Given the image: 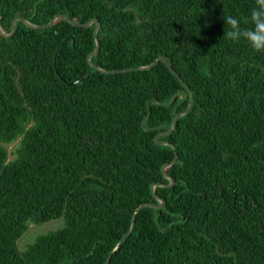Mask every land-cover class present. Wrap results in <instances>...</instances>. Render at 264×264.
Masks as SVG:
<instances>
[{
  "label": "trees",
  "instance_id": "trees-1",
  "mask_svg": "<svg viewBox=\"0 0 264 264\" xmlns=\"http://www.w3.org/2000/svg\"><path fill=\"white\" fill-rule=\"evenodd\" d=\"M254 7L0 0V264H104L132 222L108 264H264V52L223 37Z\"/></svg>",
  "mask_w": 264,
  "mask_h": 264
},
{
  "label": "clouds",
  "instance_id": "clouds-1",
  "mask_svg": "<svg viewBox=\"0 0 264 264\" xmlns=\"http://www.w3.org/2000/svg\"><path fill=\"white\" fill-rule=\"evenodd\" d=\"M255 4L256 7L251 10L248 17L237 18L228 15L223 18L224 23L229 26L223 37L233 42L244 40L255 51L264 52V0H255Z\"/></svg>",
  "mask_w": 264,
  "mask_h": 264
},
{
  "label": "water",
  "instance_id": "water-1",
  "mask_svg": "<svg viewBox=\"0 0 264 264\" xmlns=\"http://www.w3.org/2000/svg\"><path fill=\"white\" fill-rule=\"evenodd\" d=\"M34 8H36V4H35ZM58 17H64V16H62V15H56L54 18H52V19L50 20V22H49L47 25H51V24L54 22V20H55L56 18H58ZM19 18H20V17H15V18H14V20L12 21V31H11V33H9V34H6V36H10V35L13 34V32H14V27H15V21H16L17 19H19ZM93 21L95 22L94 36L96 37V31H97V28H98V21H97L96 19H92V20H90L89 22H87V23H85V24H82V26H88V25H90ZM25 22L28 23L26 20H25ZM72 23L77 24V23H75L74 21H73ZM28 24H29V23H28ZM44 26H46V25H43V26H41V27H44ZM0 31H1L2 33H4L3 30H1V27H0ZM68 40H70L69 37H68V38H65V39L63 40V42L59 45L58 48H60V47H61L66 41H68ZM96 44H97V45H96V48H95V50L91 53V55L97 53V51H98V49H99V42H98L97 37H96ZM91 55H89V56L87 57L88 60H89V58H90ZM158 61H163V62L166 64V66H167V67H168V68H169V69H170L175 75H177V73L175 72V70H173V68H171V67L169 66L167 60H166L165 57L162 56V55H161V56H158V57L155 59V61H153V62L150 63L149 65L139 66V67H137V69H146V68H150L151 66H153V65H154L155 63H157ZM92 65H93V64H92ZM131 69H133V68H126V69H121V70H117V71H128V70H131ZM177 76H178V75H177ZM174 98H175V97H174ZM174 98H173V99H174ZM173 99H172L170 102L166 103V104H167V105L170 104V103L173 101ZM152 101H156V100H155V99H152V100H148V101H147V107H148L147 115H149V113H150V103H151ZM191 103H192V96H191L190 103H189L187 109L184 110V111H182V112H179V113L176 114V116H175V118H174V120H173V123H172L170 129H169L168 131H165V133H166V132H170V131L173 129V127H174V125H175L177 119L179 118V116H181L182 114H184L185 112L188 111V109H189ZM157 136H158V135H157ZM157 136L155 137V141H156L157 143L169 144L167 141H159V140H157ZM176 158H177V155H175V157H174V159H173L172 162H174V161L176 160ZM163 170H164V169H163ZM165 176L170 180V183H169L168 185H172V184L175 183V180H174L172 177H170V176L167 175V174H165ZM158 185H161V184L158 183ZM155 197H156L158 200H160V203H159V204H156V206H158V207H163V206H164V203H165L164 200H163L162 198H160L159 196H156V195H155ZM144 205H149V204H142V205H140V206L135 210V213H137V212L139 211V209H140L141 207H143ZM133 226H134V223L132 222V225H131L129 231H128L126 234H124V235L122 236V238H121V239L119 240V242L117 243L115 249L109 253V255L107 256V259H106V261H105L104 264H108V262H109V260H110V258H111L112 253L118 248L119 243H120L125 237H127V236L129 235V233H130V232L132 231V229H133Z\"/></svg>",
  "mask_w": 264,
  "mask_h": 264
},
{
  "label": "rangeland",
  "instance_id": "rangeland-1",
  "mask_svg": "<svg viewBox=\"0 0 264 264\" xmlns=\"http://www.w3.org/2000/svg\"><path fill=\"white\" fill-rule=\"evenodd\" d=\"M14 145L15 142L7 146L9 158L13 157L12 151L14 149ZM61 225H62L61 219H53L41 224H31L28 230L17 240V244L20 249H23L28 243H30L33 239H35L37 235L58 228Z\"/></svg>",
  "mask_w": 264,
  "mask_h": 264
}]
</instances>
